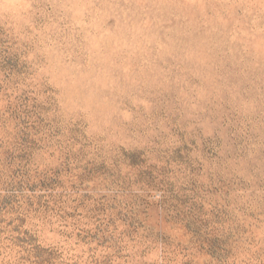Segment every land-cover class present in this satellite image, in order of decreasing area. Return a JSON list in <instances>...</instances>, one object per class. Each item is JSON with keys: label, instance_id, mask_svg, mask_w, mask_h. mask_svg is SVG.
<instances>
[{"label": "rangeland", "instance_id": "obj_1", "mask_svg": "<svg viewBox=\"0 0 264 264\" xmlns=\"http://www.w3.org/2000/svg\"><path fill=\"white\" fill-rule=\"evenodd\" d=\"M0 264H264V0H0Z\"/></svg>", "mask_w": 264, "mask_h": 264}]
</instances>
